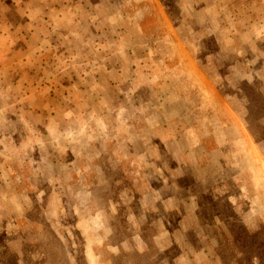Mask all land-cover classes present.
<instances>
[{
	"label": "rangeland",
	"instance_id": "1",
	"mask_svg": "<svg viewBox=\"0 0 264 264\" xmlns=\"http://www.w3.org/2000/svg\"><path fill=\"white\" fill-rule=\"evenodd\" d=\"M0 264H264V0H0Z\"/></svg>",
	"mask_w": 264,
	"mask_h": 264
}]
</instances>
